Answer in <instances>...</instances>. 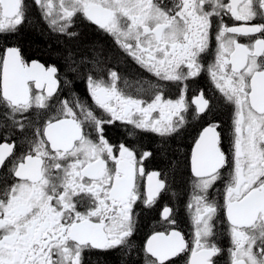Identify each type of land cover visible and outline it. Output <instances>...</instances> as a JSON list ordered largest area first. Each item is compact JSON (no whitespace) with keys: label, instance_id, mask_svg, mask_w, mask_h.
Masks as SVG:
<instances>
[{"label":"snow or ice","instance_id":"1","mask_svg":"<svg viewBox=\"0 0 264 264\" xmlns=\"http://www.w3.org/2000/svg\"><path fill=\"white\" fill-rule=\"evenodd\" d=\"M26 26L62 41L56 60L13 43ZM89 30L156 82H137L135 95L121 87ZM205 72L214 92L191 100L200 126L185 234L141 141L155 134L164 153L187 131L189 82ZM217 102L231 111L228 137ZM114 127L135 140L115 141ZM138 208L159 217L140 243ZM93 253L117 264H264V0H0V264H86Z\"/></svg>","mask_w":264,"mask_h":264},{"label":"trees","instance_id":"2","mask_svg":"<svg viewBox=\"0 0 264 264\" xmlns=\"http://www.w3.org/2000/svg\"><path fill=\"white\" fill-rule=\"evenodd\" d=\"M89 35L99 39L113 54V58L109 61L108 65H116L118 69H124V73L128 75L135 74L132 66L126 61L124 56L117 52V49L108 38L101 34L99 37H96L92 30H89ZM13 42H19L28 56H40L42 59L52 61L57 59L56 47L62 43L55 36H51L46 29L41 33L37 28L29 26L25 27L18 41ZM136 80L142 81V78L139 79L137 77ZM83 86V82H77L76 87L79 89V92L83 91ZM214 110L218 119L223 121L224 125H227L229 117L228 108L217 102ZM195 128L196 125L190 126L185 133L170 141L164 153L156 151L159 148V139L157 137L146 135L141 141L147 150L151 149L155 151V159L151 163V166L158 167L168 178L171 194L165 196L164 200L169 201V204L176 210V214L181 219H184L183 206L190 187L187 158L190 140ZM124 135V132L120 128L115 127L111 133V136L115 140L122 139ZM156 216V213L147 210L140 214L139 231L136 235L137 243H140L143 236L154 226ZM98 256L106 264H117V257L114 254L105 256L99 253L90 254V260H87L86 264H97Z\"/></svg>","mask_w":264,"mask_h":264},{"label":"flooded vegetation","instance_id":"3","mask_svg":"<svg viewBox=\"0 0 264 264\" xmlns=\"http://www.w3.org/2000/svg\"><path fill=\"white\" fill-rule=\"evenodd\" d=\"M170 2H171V0H170ZM101 35L103 36L102 33H101ZM108 39L110 40V38H108ZM13 43H17V42H13ZM111 43H112V41H111ZM26 56L27 57H31L32 59H40L41 61H48V62L52 61V60L42 59L40 56H28L27 54H26ZM122 56H124L126 61L132 66L135 74L128 75V74L124 73V71H123L124 69L120 70V69H118L116 67V65H113V64H109L108 65V67L112 68L113 70H116L118 72V74H120V76L122 77V80H121V83H120L121 87H124L123 81L127 80L128 84H129V87H128L127 91L129 93L135 95L137 93V89L139 87V84L137 83L139 81L136 80L137 77L139 79L142 78V81L145 82V85H147L148 82H151V83H155L156 82L155 78L152 77L151 74L146 73L143 69H141L139 67V65L135 64V62L132 61L131 58H129V57L125 56V55H122ZM208 62H211V57L209 58ZM78 90L79 89L76 87V92L80 96V98L85 103L92 104L91 98L86 95L85 85L83 86V89H82L83 91L82 92H79ZM201 90L206 92L208 96H211L213 94V92H214V87H213V85L211 83L210 77L208 76V74L206 72L202 73V75L200 77L196 78L194 81L189 82V92H188L189 111L187 113V117H188V120H189V126L187 127V129L190 126H192V125H196L195 129L199 128V126H200V121L198 119H193V117L196 115V112H195L196 106L191 103V100H192V97L195 96V95H198ZM176 91H177V89L174 88V87L169 88V89L166 90V92L170 93L173 97L176 95ZM70 95H71V93L65 91L64 96H62L61 98L63 99L66 96H70ZM141 95H143V93H141ZM226 107L229 110V117H228L227 125L225 124L223 126L225 128V136L228 137V136L231 135V131H230L231 111H230V108L228 106H226ZM119 128L124 132L125 135H124V137L122 139H119V140H115L114 139L115 141H123L125 139H133V140H135V137H128L127 131H126L125 128H123V127H119ZM148 135L155 136V134H148ZM194 135H195V131H194V133H193V135L191 137V140H190L189 149H188V151H189L188 157H190V154H191V149H192V146H193V137H194ZM155 137H157V136H155ZM157 138L160 139L159 137H157ZM224 144H225V148H227L228 147V140L227 139H225ZM145 150H147L146 147H145ZM188 170H189L190 187H189L188 194H187V196L185 198V201H184V206H183V218L184 219H182L183 223L181 224V227L183 228L185 234H189L192 231L191 223H190V214H191L192 211H194V209L190 210V209H188L186 207L188 202H189V200L191 199V195H190V193H191V182H192V179H193L192 176H191V172H190V167L189 166H188ZM151 171H160L161 172V170L158 167L151 166V164H149L148 167L146 168V172H151ZM225 174H227V173H225ZM162 175L166 179L167 185H168V188H169V180H168V178L163 173H162ZM146 182L147 181H146V177H145L141 181L142 188H143L144 185H146ZM217 187H219L220 190L222 191V185H218ZM169 194H171L170 190L167 192V194L165 196H167ZM212 195L215 196L218 200L220 199V197L217 195V193L215 191H213ZM163 203L164 204H168L169 206H171L169 204L168 200H163ZM137 212L140 213V214L142 213L139 208L137 209ZM155 219H156V221L154 223V226L143 236L141 241L146 237V235L150 234L151 231L154 228H158L159 227V217H158V215L156 216ZM139 222H140V215H139ZM222 231H224V229H222ZM221 245L223 247H225V248H227L230 245V240H229L226 232H224V235H222V237H221Z\"/></svg>","mask_w":264,"mask_h":264}]
</instances>
